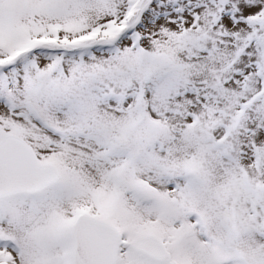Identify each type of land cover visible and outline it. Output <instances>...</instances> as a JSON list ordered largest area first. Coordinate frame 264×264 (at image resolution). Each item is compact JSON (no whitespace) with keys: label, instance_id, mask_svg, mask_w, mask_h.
<instances>
[{"label":"snow or ice","instance_id":"snow-or-ice-1","mask_svg":"<svg viewBox=\"0 0 264 264\" xmlns=\"http://www.w3.org/2000/svg\"><path fill=\"white\" fill-rule=\"evenodd\" d=\"M0 264H264V0H0Z\"/></svg>","mask_w":264,"mask_h":264}]
</instances>
